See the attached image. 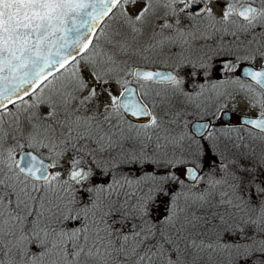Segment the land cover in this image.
<instances>
[{
	"label": "snow or ice",
	"instance_id": "obj_1",
	"mask_svg": "<svg viewBox=\"0 0 264 264\" xmlns=\"http://www.w3.org/2000/svg\"><path fill=\"white\" fill-rule=\"evenodd\" d=\"M0 264H264V0H0Z\"/></svg>",
	"mask_w": 264,
	"mask_h": 264
},
{
	"label": "flooded vegetation",
	"instance_id": "obj_2",
	"mask_svg": "<svg viewBox=\"0 0 264 264\" xmlns=\"http://www.w3.org/2000/svg\"><path fill=\"white\" fill-rule=\"evenodd\" d=\"M236 113L238 115H244L245 114V106L243 104H241L240 107L236 110Z\"/></svg>",
	"mask_w": 264,
	"mask_h": 264
},
{
	"label": "water",
	"instance_id": "obj_3",
	"mask_svg": "<svg viewBox=\"0 0 264 264\" xmlns=\"http://www.w3.org/2000/svg\"><path fill=\"white\" fill-rule=\"evenodd\" d=\"M238 115V114H237ZM238 116H240V115H238Z\"/></svg>",
	"mask_w": 264,
	"mask_h": 264
}]
</instances>
